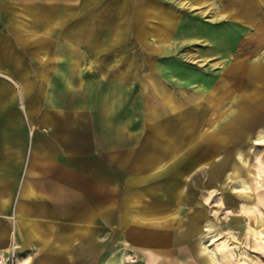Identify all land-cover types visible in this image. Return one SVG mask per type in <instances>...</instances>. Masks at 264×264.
<instances>
[{"label":"crops","instance_id":"0c3cea01","mask_svg":"<svg viewBox=\"0 0 264 264\" xmlns=\"http://www.w3.org/2000/svg\"><path fill=\"white\" fill-rule=\"evenodd\" d=\"M227 1L217 20L185 12L180 43L159 0H0V253L210 264L211 197L242 195L228 172L242 181L264 102V10Z\"/></svg>","mask_w":264,"mask_h":264},{"label":"rangeland","instance_id":"374dc122","mask_svg":"<svg viewBox=\"0 0 264 264\" xmlns=\"http://www.w3.org/2000/svg\"><path fill=\"white\" fill-rule=\"evenodd\" d=\"M159 3L165 12L172 11L170 7L178 12L180 21L178 25V38L180 43L182 42L180 40L182 35L185 36L188 30H191L186 24L190 26V23L193 21L190 17L185 16V12L194 10L198 14H207L206 17L210 16L213 20H217L220 8L223 7L225 9L226 6L228 7L231 4L227 0H159ZM259 4V7L264 10V0H260ZM131 9L137 11L138 5L132 4ZM263 22L264 19L260 18V27ZM170 23L171 20L167 19L165 23L160 24V27H167ZM194 23L196 33H200L198 28H205V35L214 40L216 38L219 39L220 34L225 32L221 29L214 30V28H218L219 26L208 28L205 23L196 18L194 19ZM170 28L172 29V26ZM230 39L234 41L235 37L229 39L222 38L225 42H228ZM232 41L231 44L229 42L228 44H234ZM144 42L149 45L152 43V40L148 37ZM233 49L234 46H231L230 50L233 51ZM201 53H205L204 50ZM218 54L216 53V55ZM148 58L151 59L150 57ZM163 58H166V56L164 55ZM259 60L260 64L258 66L261 68L258 69L264 71V64L261 63L263 61ZM207 74L208 72L203 73L204 76H211ZM253 78H257V81L262 80L258 75H254ZM259 96L262 98L263 95L261 96L260 94ZM253 103L258 104L260 115L257 117V120L255 117L252 119L253 124L254 122L256 123L255 127L257 129L254 128L253 131L244 132V137L249 140L246 142L248 147L243 150L242 167L238 169L240 170L239 173L241 172L243 175L242 181L235 183L228 172L229 189L231 186L233 188H241L242 190L237 192H241L242 195H229L226 199L227 206L217 205L220 202L218 201V197H211V213L217 217L213 222L212 216V226L205 232L203 236L204 243H202L203 248H205L209 256L210 264H264V246L259 243V240L255 239V236L264 235V110L261 109L262 106L264 107V102L259 100V102ZM259 105L261 106L259 107ZM230 167L231 165H228V168ZM234 167L236 166L234 165ZM131 260L133 261L134 258Z\"/></svg>","mask_w":264,"mask_h":264},{"label":"built area","instance_id":"2783aa9c","mask_svg":"<svg viewBox=\"0 0 264 264\" xmlns=\"http://www.w3.org/2000/svg\"><path fill=\"white\" fill-rule=\"evenodd\" d=\"M0 264H18L16 255L13 252L0 253Z\"/></svg>","mask_w":264,"mask_h":264},{"label":"bare ground","instance_id":"6f19581e","mask_svg":"<svg viewBox=\"0 0 264 264\" xmlns=\"http://www.w3.org/2000/svg\"><path fill=\"white\" fill-rule=\"evenodd\" d=\"M256 240H259V243L264 246V235L255 236ZM138 249V248H137ZM139 250V249H138ZM169 251V250H168ZM139 256V255H138ZM144 256V255H143ZM146 257V256H145ZM144 257V258H145ZM140 258V257H139ZM147 259V258H146ZM149 261V260H148ZM115 262V261H114ZM118 263V262H117Z\"/></svg>","mask_w":264,"mask_h":264}]
</instances>
